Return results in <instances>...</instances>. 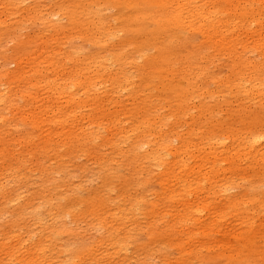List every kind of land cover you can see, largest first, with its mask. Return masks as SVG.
I'll use <instances>...</instances> for the list:
<instances>
[{"label": "rangeland", "instance_id": "obj_1", "mask_svg": "<svg viewBox=\"0 0 264 264\" xmlns=\"http://www.w3.org/2000/svg\"><path fill=\"white\" fill-rule=\"evenodd\" d=\"M2 2L3 0L0 2L1 13L4 10ZM18 2V11L15 9L17 15H33L32 12L36 9H40L42 14H48L58 10L57 6L60 4L68 6L70 3L68 15H74L78 19L76 23L84 24L83 21L87 18V21L92 23L91 18L76 15L71 10L76 3L79 6L86 4L85 0H72V2L18 0ZM105 6L101 8L105 18L110 20L107 25L110 28H117L123 38H131L132 41L138 39L139 45L144 37L133 35L130 31L126 33L115 19L119 11L125 13L128 12V8L124 6V9L118 11ZM29 18L31 17H27V23L18 25L19 34L16 36H21L16 38V41L0 44V69L4 72L15 69L12 55L20 39L26 41L31 37V39L45 40L56 32L55 28H66L65 33L60 35L64 41L63 45L56 48L57 44L50 42V49L58 53L64 50L73 52L78 47L82 50L80 55L89 56L93 51L101 50L96 46L92 47V43H87L84 38L83 41L79 37H74L76 31L69 18L67 21L64 17L55 28L52 23L44 27L42 20ZM146 23H143L146 25L145 32H152L158 26L151 21ZM121 30H124V33ZM70 31L73 33L72 36ZM65 34L69 37L66 38ZM117 42L118 40H114V44ZM200 42L202 36H194L188 46L182 45L178 57L187 54L190 56L194 51L200 52L202 50L198 49ZM109 44L112 43H108L105 48H109ZM131 44L126 47V50L130 49L127 52L131 51L130 53L140 59L138 48ZM38 45L39 41L32 44L29 49ZM149 50L148 53L152 55L153 50ZM202 53L204 50L201 51ZM231 53L234 57L221 56L207 62L202 83H199L207 89L206 93L200 89V99L206 102L207 110L213 115L206 117V133L215 136L214 140H205L206 145L200 151V157L207 160L205 169L207 180L202 179L203 174L200 172L190 174L188 177L191 181H203L206 184L207 191L205 196L202 195V199L205 205L203 216L208 217L207 242L202 239V235H196L193 240L187 239L190 230L187 231L177 225L179 231L176 228L175 231H171L166 222L152 219L148 214L153 205L161 214H171L176 209L183 214L186 210L176 207L175 200L162 201L166 193L162 184L165 179L163 174L172 167L166 164L161 168L154 162L148 164L142 160L143 155L152 146L144 145L131 149L132 143L138 137V133H134L131 127L137 118V121L142 119L139 101L143 97L140 94L133 96L128 88L118 92L108 87L107 93L114 99L107 105L108 97L102 93L103 88H98L101 105L109 110L107 115L97 120L100 123L99 134L89 140V143H67L68 146L62 145L60 141L64 137L63 132L77 131L82 127L87 129L89 111L86 109L77 112V115L84 114L82 117L69 118L70 121H76L71 122L73 126L66 122L63 127L56 125L51 129L48 125H44L39 131H34L28 122L17 119L19 114L14 110H1L3 106L0 107V149H2L0 264H248L233 259L234 252L239 248V236L246 232L248 220H251L254 229L260 232L256 235H260L263 239L258 242L253 264H264V105L258 99L250 102L236 92V89L240 88L238 84H241L243 89L251 87L250 82H246L248 77L254 80L256 78L251 82L252 85L262 84L264 88V43L249 44L246 50L239 46ZM59 57L60 55L56 56L57 59ZM238 61L244 63L242 64L244 73L236 75L232 70ZM65 62L64 68L67 70L72 62ZM143 62L144 57L137 61L140 70ZM254 67L261 71L260 75L252 74L250 69ZM136 68L138 69L134 67L132 71L126 69L128 75L134 77L137 73ZM138 76L140 77L139 74ZM47 77L52 76L49 73ZM216 78L231 80L234 87L217 88L214 82ZM138 79L134 77V83H138ZM2 81L7 80L2 78L0 82L1 90H5L8 81L6 84ZM152 81L153 84L156 83V80ZM178 85L180 88H185V80H180ZM40 92L38 93L40 98L45 99L41 102L45 103L47 100L45 104L52 105V102H49L52 94H48L46 90ZM14 101L19 106L25 105L19 96L15 97ZM148 107L150 108L143 112V115H149L154 120H159L162 118L161 115L163 116L165 124L161 127V132L158 131L156 134L158 137L162 136L168 131V124L173 121L170 114L172 108L165 106L158 109L151 105ZM92 110L95 113L93 108ZM111 110L116 113H109ZM190 112L193 116L196 114V108H192ZM130 113L135 115L129 117ZM189 119L190 116L182 119L181 132L184 133L191 127ZM253 119L255 120L251 124ZM250 126L256 130L257 136L252 149H249L250 145L246 143L248 137L246 130ZM56 130L61 135L60 138L55 139L60 143L59 146L51 150L39 151L42 141L50 136L53 137ZM1 134L5 137L4 140ZM29 139L30 142H27ZM179 143V140L172 141L171 153ZM194 152V155H198V152ZM186 157L190 159L189 165L194 167L196 159ZM168 160L173 161L174 157L168 155L167 162ZM211 167H214L213 170ZM185 171L187 168L175 173L184 174ZM236 203H238L237 207ZM223 212L225 214H222ZM211 217H214L213 222L210 220ZM194 228H196L195 224ZM170 235L175 237V242L171 240ZM180 240L188 251L194 249L200 255L184 256L177 245L181 244Z\"/></svg>", "mask_w": 264, "mask_h": 264}, {"label": "bare ground", "instance_id": "obj_2", "mask_svg": "<svg viewBox=\"0 0 264 264\" xmlns=\"http://www.w3.org/2000/svg\"><path fill=\"white\" fill-rule=\"evenodd\" d=\"M68 1L72 2V0ZM85 2L86 4L83 2L85 5L81 6L76 3L74 9L71 10L76 15L80 14L83 17L91 18L92 23L87 21L88 18L87 20L84 19V24L76 23L78 19L74 15H68L69 8H71L70 3L69 7L66 4H60L57 6L58 10L48 14H42L40 9H36L32 12L33 15L29 14V16L28 14L17 15L15 9L18 11V0H3L4 10L0 13L4 19L0 14V44L7 41H16V38L21 36H16L19 34L17 33L18 25L27 23V17L42 20L44 27H47L48 23H52L53 28L65 17L67 21L69 18L70 23L74 24L76 31L74 34L70 31V36L73 34L74 37L84 38L87 43H92V47L96 46L101 50L98 52L93 51L89 56H83L80 55L82 50L78 47L73 52L64 50L61 53L50 49V42L56 43V48L64 44L60 35L65 33L66 28H55L56 32L45 40L42 38L31 39V37L26 41L20 39L12 55L15 69L11 72H4L3 69H0V82L2 78L8 81L7 90H1L0 87V107L3 106L1 110H14L16 114H19L17 119L28 122L34 131H39L44 125H48L52 129L56 125L63 127V124H67L66 122L75 123L76 121H70L69 118L78 119L77 117H82L84 114L77 115V112L86 109L89 111L87 113L89 122L87 129L82 127L77 131L63 132L64 137L60 141L62 145L78 142L89 143V140L99 134L100 123L97 120L107 115L109 110L101 105L98 88H103L102 93L108 97L107 105L114 99L107 93L108 87L115 89L112 91L118 92L128 88L133 96L140 94L143 97L139 101L142 119L137 121V118L131 127L134 133H138L131 149L144 145L146 147L152 146L143 155L142 160L148 164L154 162L157 167L161 168L166 164L172 167L163 174L165 179L162 180V184L166 193L162 201L175 200L176 207L186 209L183 214L179 213L177 209L171 214H161L153 205L148 214L151 215L152 219L166 222L171 231H175L177 225L187 231L190 230L187 239L193 240L196 235H202V239L207 242L209 236L208 217L203 216L205 205L202 199V195L205 196L207 191L206 184L203 181H191L188 177L190 174L200 172L203 174L202 179L207 180L205 171L207 160L200 157V151L206 145L205 140H214L215 136V134L207 135L206 133V117L207 115L211 117L213 115L207 110L206 102L200 99V89L204 90L205 93L207 89L203 87V84L200 86L199 83H202L201 79L204 76L207 62L214 61L221 56L234 57L231 52L239 46L246 50L249 44L264 43V0H85ZM100 5H106L118 11L126 6L128 12L119 11L117 17L114 18L120 23V27L126 30V33L130 31L133 35L143 36V41L139 42L138 45V39L132 41L131 38H123L122 35L120 36V31L116 30L117 28H110L107 25L110 20L105 18L106 16H104ZM146 21L156 23L158 26L152 32H145L146 25H143V23L147 24ZM118 23L116 24L118 25ZM122 33H124V30ZM196 35L202 36V42H200L201 45L198 49L204 50V53L201 54L202 50L200 52L194 51L190 56H187V54L184 57H178V51L183 48L182 45L189 44ZM65 37L68 38L69 35L65 34ZM114 40H118V42L114 44ZM38 41L39 45L37 47L29 49L32 44ZM110 42L112 44H109V48H105ZM128 44H134L138 48L140 59L130 53L131 51L127 52L130 50H126ZM195 46L198 47V45ZM149 49L153 50L152 55L148 53ZM59 55L60 57L57 59L56 56ZM142 57H144V62L140 70L137 61H140ZM200 60H202L201 63ZM65 61L72 62L67 70L64 68ZM242 64L244 63L238 61L232 72L236 75L244 73V65ZM134 67H138V69H135L137 76L134 75V77L139 78L138 83H134V77L128 75L126 71V69L132 71ZM250 71L254 75L261 74L257 67L251 68ZM49 73L52 77H47ZM182 79L186 82L185 88H180L178 85ZM152 80H156V83L153 84ZM255 80L247 78L246 82H250L251 85L249 89H243L241 84H238L240 88L236 89L237 95L241 94L250 102L258 99L264 105V88L262 84L257 85L254 83L252 85L251 82ZM6 82L4 83L6 84ZM214 82L217 88L224 86L232 89L234 87L231 80L216 78ZM106 84H109V86ZM42 90L52 94L51 101H49L52 102V105L45 104L47 100L45 103L41 102L43 98L41 99L38 93ZM143 91L145 92L143 93ZM171 95L175 99H172ZM18 96L25 102V105L19 106L15 103V97ZM149 105L158 109L165 106L172 108L170 114L173 121L168 124L169 129L162 136L158 137L156 134L158 131L161 132V127L165 124L163 116L161 115L162 118H159V120H154L149 115H143V112L150 108ZM192 108H196V114L193 116L190 112ZM109 113L115 114L116 112L111 110ZM133 115L135 113H130L129 117ZM186 116H190L189 126L191 127L183 133L180 131L182 126L180 123ZM111 122L113 121L111 120ZM72 123L71 126H73ZM252 126L246 130L248 136L246 143H249V149L254 147L253 143L257 138L255 135L256 130ZM60 136L57 130L54 131L53 137L50 136V138L42 141L39 151L58 147L60 143L58 142V144L55 139L60 138ZM1 137L3 140L5 139L2 134ZM30 140L27 142H30ZM173 140H179L180 143L171 153ZM2 144L5 149L4 143ZM67 145L69 146V144ZM194 150L198 152V155L193 154ZM168 155L174 157L173 161L169 162L168 160L169 163L167 162ZM186 156L196 159L193 164L194 167L189 165L188 160L190 159ZM231 162L233 163V161ZM185 168H187V171L184 174L175 173ZM213 168L211 167L212 170ZM174 170L176 171L174 172ZM185 183H188V185ZM181 188L182 191H180ZM237 205L238 203H236V207ZM222 214H225V212ZM210 220L213 222L214 217H211ZM194 224L196 228H194ZM247 224L246 232L241 233L239 236V248L234 252L233 259L240 263L253 264L258 242L263 239L260 238V235H256L260 232L254 229L251 220H248ZM174 238L172 236L171 240L175 242ZM177 245L184 256L200 255L194 249L188 251L182 241L181 244L178 243Z\"/></svg>", "mask_w": 264, "mask_h": 264}]
</instances>
